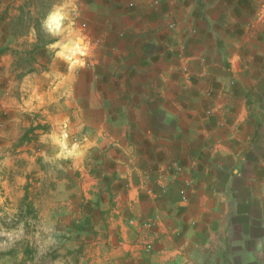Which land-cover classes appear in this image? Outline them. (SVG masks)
<instances>
[{
    "label": "crops",
    "instance_id": "0c3cea01",
    "mask_svg": "<svg viewBox=\"0 0 264 264\" xmlns=\"http://www.w3.org/2000/svg\"><path fill=\"white\" fill-rule=\"evenodd\" d=\"M106 2L92 23L139 48L100 47L14 94L56 84L48 99L121 138L113 264H264V0Z\"/></svg>",
    "mask_w": 264,
    "mask_h": 264
},
{
    "label": "rangeland",
    "instance_id": "374dc122",
    "mask_svg": "<svg viewBox=\"0 0 264 264\" xmlns=\"http://www.w3.org/2000/svg\"><path fill=\"white\" fill-rule=\"evenodd\" d=\"M74 3L0 0V264L115 261L108 230L120 219L112 213L124 190L121 138L94 136V114L56 102V84L36 101L27 90L15 101L14 84H44L52 65L87 69L100 47L139 48L109 37L116 26L92 23L106 0ZM57 10L62 26L52 34L45 21Z\"/></svg>",
    "mask_w": 264,
    "mask_h": 264
},
{
    "label": "clouds",
    "instance_id": "9594fccd",
    "mask_svg": "<svg viewBox=\"0 0 264 264\" xmlns=\"http://www.w3.org/2000/svg\"><path fill=\"white\" fill-rule=\"evenodd\" d=\"M63 16L60 11H53L45 21V27L52 34L56 33L62 26Z\"/></svg>",
    "mask_w": 264,
    "mask_h": 264
}]
</instances>
